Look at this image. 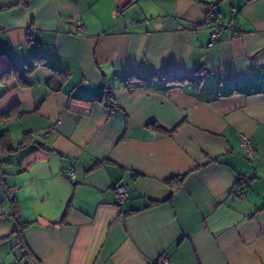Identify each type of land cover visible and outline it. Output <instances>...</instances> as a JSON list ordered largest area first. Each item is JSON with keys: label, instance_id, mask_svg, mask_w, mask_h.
I'll list each match as a JSON object with an SVG mask.
<instances>
[{"label": "crops", "instance_id": "1", "mask_svg": "<svg viewBox=\"0 0 264 264\" xmlns=\"http://www.w3.org/2000/svg\"><path fill=\"white\" fill-rule=\"evenodd\" d=\"M2 135L0 264H264V0H0Z\"/></svg>", "mask_w": 264, "mask_h": 264}, {"label": "built area", "instance_id": "2", "mask_svg": "<svg viewBox=\"0 0 264 264\" xmlns=\"http://www.w3.org/2000/svg\"><path fill=\"white\" fill-rule=\"evenodd\" d=\"M143 23H149L145 20ZM201 28H210L209 32V43L207 47L210 48L214 46L215 40L220 33L223 31V25L219 21L218 15L214 11H210L205 15L204 20L201 22ZM241 142L243 149L248 157L253 158L255 154V149L251 145L250 141L245 136H241ZM64 176L67 178H74L73 169L65 171ZM116 194V205L120 208L124 205L125 201L128 198V193L126 187L123 184H118L115 186ZM232 195L236 198H241L244 195V190L242 188H235L232 190ZM170 259L167 255L160 256L155 262L149 264H169Z\"/></svg>", "mask_w": 264, "mask_h": 264}, {"label": "trees", "instance_id": "3", "mask_svg": "<svg viewBox=\"0 0 264 264\" xmlns=\"http://www.w3.org/2000/svg\"><path fill=\"white\" fill-rule=\"evenodd\" d=\"M24 5H25V7H27V1H25ZM98 101L99 102L106 101L107 102L106 105H108V107L110 109L114 108L113 101H111V98L107 94H104V93L101 94L98 97ZM7 116H10V113ZM150 127H152L153 129H156V130L158 129V126H156V125H150ZM13 151H14L13 147L11 146L10 143H8L5 140V136L4 135L0 136V157L5 153H10ZM0 163H3V161L1 159H0ZM2 174L3 173H0V175H2ZM3 192L6 195L7 199L11 203L12 216L14 217V224L12 227L11 234H13L16 237L18 244L22 245V247L25 248L24 229L26 228L27 224L23 223L19 219L17 206H16V199H15L13 191L7 187H4ZM25 255H27V256L29 255L27 250L25 252Z\"/></svg>", "mask_w": 264, "mask_h": 264}, {"label": "water", "instance_id": "4", "mask_svg": "<svg viewBox=\"0 0 264 264\" xmlns=\"http://www.w3.org/2000/svg\"><path fill=\"white\" fill-rule=\"evenodd\" d=\"M168 22H170V23H171V21H167V23H168ZM167 27H169V28H170V27H171V25H169V24H168V25H167ZM39 223H40L41 225H43V226H50L49 224H47V223H45V222H43V221H39Z\"/></svg>", "mask_w": 264, "mask_h": 264}, {"label": "rangeland", "instance_id": "5", "mask_svg": "<svg viewBox=\"0 0 264 264\" xmlns=\"http://www.w3.org/2000/svg\"><path fill=\"white\" fill-rule=\"evenodd\" d=\"M13 256H14V254H13Z\"/></svg>", "mask_w": 264, "mask_h": 264}]
</instances>
